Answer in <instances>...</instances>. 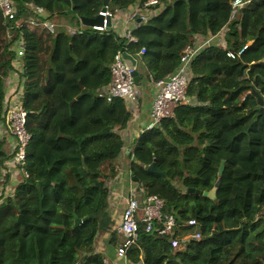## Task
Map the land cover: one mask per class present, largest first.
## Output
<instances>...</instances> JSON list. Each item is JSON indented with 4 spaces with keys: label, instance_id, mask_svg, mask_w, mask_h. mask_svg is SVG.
<instances>
[{
    "label": "trees",
    "instance_id": "16d2710c",
    "mask_svg": "<svg viewBox=\"0 0 264 264\" xmlns=\"http://www.w3.org/2000/svg\"><path fill=\"white\" fill-rule=\"evenodd\" d=\"M13 1L15 19L0 9V264H111L96 252V242L105 233L117 248L127 240L115 229L106 183L120 172L125 140L118 130L127 127L130 113L122 99L108 102L98 89L111 81L118 51L134 55L149 80H161L179 68L199 36L224 25L223 42L204 48L192 63L186 91L192 102L176 106L173 117L133 147L132 173L147 194L164 199V215L176 213L177 227L165 236L141 224L128 260L264 264V114L258 99L264 98V0L248 1L234 17L233 0H160L165 8L138 26L137 41L129 44L114 26L101 31L82 24L81 18L99 16L104 0ZM139 1L147 0H111L110 9ZM32 3L45 8L55 31L16 26L37 16L27 12ZM22 40L26 54L17 67ZM14 101L24 103L32 135L16 175L8 165L16 136L4 124ZM154 161L166 176L148 170ZM220 177L216 199L188 191H209ZM20 215L24 222L17 224ZM193 218L197 226L188 225ZM198 231L202 236L186 247L172 246L171 237L183 240Z\"/></svg>",
    "mask_w": 264,
    "mask_h": 264
},
{
    "label": "built area",
    "instance_id": "2783aa9c",
    "mask_svg": "<svg viewBox=\"0 0 264 264\" xmlns=\"http://www.w3.org/2000/svg\"><path fill=\"white\" fill-rule=\"evenodd\" d=\"M245 3V0H233L231 17H234L236 9L242 7ZM165 6L166 5L160 0H147L143 3L139 1L127 8L118 9L116 12L111 11L109 6H107L105 10L102 9L100 11V14L104 17V26H95L94 28L105 30L107 29L108 18L113 23L118 17L123 16L127 19V22L131 21L133 23V27L128 26L122 32L127 38V44L136 42L137 38L133 34V31L140 25L138 19L140 18L141 21L146 22L151 17L158 15ZM0 9L7 20L15 19L16 15L19 13L13 0H0ZM27 12L42 16L45 10L37 3H32V6L30 5ZM22 19H24V21H22L21 24V19L17 21L20 25L16 24V26L19 28L28 25L31 27H44L49 31H55L57 27V25L51 21H39L33 16ZM227 28L228 26L224 25L218 33L209 34L208 36H199L195 44L188 46L184 50L179 68L175 72L161 80H154L151 78V84L156 95L152 105L151 121L143 127L142 133L159 127L163 119L173 117L175 115V108L179 104L191 103V99L187 96L186 91L192 76V63L204 48L218 41L222 43ZM70 31L73 32V30ZM253 42V40L248 42L239 53L241 54L244 49L251 46ZM18 47L22 48V50L20 49L17 51V57L20 59L26 54L24 40L17 45V48ZM144 53H146V48H142L139 55L141 56ZM123 54L124 51L122 50L116 53L111 65V81L98 89V95L105 98L108 102H112L116 99L128 101L132 103L135 108V105L139 103L140 91L136 89L133 69L127 65ZM228 55L235 57L233 51H229ZM5 110L7 111L6 123L8 128L10 132L16 136L15 154L11 161L16 165L19 163L24 164L27 157V147L32 138V135L27 130L28 112L24 103L20 101L12 102L11 107ZM142 186L144 185L131 179V182L126 186L128 191L126 194L119 192V189L111 190L116 193L115 197H118V201L115 202L113 198L112 203L118 204L122 200L124 202L123 208L119 210L115 208V210L112 211L113 214H115L116 211H120L121 215L119 217L112 215V217L113 219H117L115 229L127 239L122 246L117 248L118 255L126 259H128L129 248L138 243L141 224H145L147 232L158 229L159 233L165 236H173L177 227L176 213L164 215L162 212L165 206L164 199L156 194H147L145 188ZM157 224L160 226L157 227ZM198 224V220L194 218L188 221V225L190 226H197ZM201 236V231H198L195 234L186 236L183 240L171 237V244L174 248H178L184 244L188 245L192 239H198Z\"/></svg>",
    "mask_w": 264,
    "mask_h": 264
},
{
    "label": "crops",
    "instance_id": "0c3cea01",
    "mask_svg": "<svg viewBox=\"0 0 264 264\" xmlns=\"http://www.w3.org/2000/svg\"><path fill=\"white\" fill-rule=\"evenodd\" d=\"M128 26L133 27V23L131 21L127 22V19L123 16L117 18L116 27L120 32H123ZM155 95L156 92L151 86L149 89L140 90L139 103L135 105V108L132 103L124 101L126 109L130 113L127 127L121 130L122 137L125 140V147L120 157V172L115 178L107 181L106 185L108 188L116 190L119 189L118 191L123 192L124 194L128 192L126 186L132 179L131 162L133 159V147L140 137L142 127L151 121L152 105ZM123 204V200L118 204L112 203V199L109 200V211L112 213L111 215L119 217L121 215L120 211H116L115 214H113L112 211L115 210V208H118V210L123 208ZM96 252L105 254L107 263L131 264L128 259L118 255L117 247L110 244V236L107 233L98 236L96 242Z\"/></svg>",
    "mask_w": 264,
    "mask_h": 264
},
{
    "label": "water",
    "instance_id": "95a60500",
    "mask_svg": "<svg viewBox=\"0 0 264 264\" xmlns=\"http://www.w3.org/2000/svg\"><path fill=\"white\" fill-rule=\"evenodd\" d=\"M110 2H111V0H104V6H103L104 10L107 8V6L110 4ZM81 21H82V23L84 25H87V26H90V27L103 26L104 25V17L102 15H99L95 19L81 18ZM139 21H141V19H139ZM107 26H109V27L111 26L110 19H108ZM124 59H125V62L127 63V65L131 69H133V72H134V75H135L136 84L139 85L142 76H141V74L138 71V59L134 55L129 53V52H125L124 53ZM258 99H259V101L261 103V113L264 114V98L261 95H259ZM224 169H225V160L222 161V163H221V165L219 167V175L220 176L223 175ZM148 170L150 172L157 173V174H160L162 176H166V174L163 171L160 170V168L158 167V165H157V163L155 161L151 165H149ZM220 185H221V177L217 180L215 186L209 191H202V190L196 189V188H189L188 191L189 192H195L197 194H201V195H203L205 197H208V198L216 199L217 190L220 187ZM75 218H76V225L81 224L82 219L78 218L76 214H75ZM20 222H24V218H23L22 215L19 216L17 224L20 223Z\"/></svg>",
    "mask_w": 264,
    "mask_h": 264
},
{
    "label": "rangeland",
    "instance_id": "374dc122",
    "mask_svg": "<svg viewBox=\"0 0 264 264\" xmlns=\"http://www.w3.org/2000/svg\"><path fill=\"white\" fill-rule=\"evenodd\" d=\"M31 6H32V4H31ZM22 21H24V19H21L20 20V24L22 23ZM20 24H19V22L17 23V25H20ZM71 28L73 30H76L75 27H71ZM20 49L22 50V48H19V47L17 48L16 47V52L19 51ZM18 60H19V58H16V60H15V66H17V67H19ZM138 71H140L142 73L143 79H141V82H140L139 85H136V89L137 90L140 89L141 91L144 90V89H149L151 87V84H150V80H149L148 73L143 69L142 65H138ZM8 165H9V169L12 172V174L13 175L14 174L16 175V173H17L16 164L13 161H10L8 163ZM13 180L16 181L17 180V177L16 176H13ZM142 187H145V185L142 186ZM115 196H116V193H114L113 191H111V188H109V200H111V199L114 198V201L117 202L118 201V197H115ZM186 246H187V244H184L181 247L184 248Z\"/></svg>",
    "mask_w": 264,
    "mask_h": 264
},
{
    "label": "clouds",
    "instance_id": "9594fccd",
    "mask_svg": "<svg viewBox=\"0 0 264 264\" xmlns=\"http://www.w3.org/2000/svg\"><path fill=\"white\" fill-rule=\"evenodd\" d=\"M248 1H250V0H245V2L247 3ZM15 3V2H14ZM245 3V4H246ZM244 4V5H245ZM16 5V4H15ZM31 5V4H30ZM39 5V4H38ZM17 6V5H16ZM109 6V9H110V4L108 5ZM131 6V5H130ZM30 7V6H29ZM127 7H129V6H127ZM127 7H124V8H127ZM18 8V7H17ZM44 8V7H43ZM121 9H123V8H121ZM19 10V9H18ZM44 10H45V8H44ZM104 10V9H103ZM111 10V9H110ZM118 10V9H117ZM117 10H113V12H116ZM112 11V10H111ZM45 14H46V11H45V13H44V15H42V16H36L35 18H39L38 20L39 21H43V20H45V21H49V20H47V19H44V17H45ZM35 15V14H34ZM99 15H101L100 13H99ZM103 16V15H102ZM41 18H43V19H41ZM109 19V18H108ZM140 19V18H139ZM139 19H138V22L140 23V25L141 24H143L144 22L143 21H139ZM111 21V20H110ZM116 21H117V19L112 23V21H111V26H114V27H116ZM82 22V21H81ZM108 22V21H107ZM54 23V22H53ZM83 24V23H82ZM57 25V24H56ZM139 25V26H140ZM104 26V25H103ZM103 26H101V27H103ZM110 26V27H111ZM72 26H69V30H73L72 28H71ZM95 26H93V28H94ZM33 28H41V29H46V28H44V27H33ZM109 28V26H107V29ZM117 28V27H116ZM222 28V27H221ZM94 29H96V28H94ZM107 29H105V30H107ZM99 30V29H98ZM135 30V29H134ZM102 31V30H101ZM219 31V30H218ZM218 31L216 32V33H218ZM73 32H76V30H73ZM122 33V32H121ZM211 34H213V33H211ZM122 35H123V33H122ZM124 36V35H123ZM136 37V36H135ZM137 38V37H136ZM127 39V38H126ZM252 41V40H251ZM254 41V40H253ZM250 42V41H249ZM253 44V43H252ZM252 46V45H251ZM125 52H128V51H124V53ZM145 54V53H144ZM143 54V55H144ZM124 55V54H123ZM138 55H139V53H138ZM143 55H141V56H143ZM125 60V59H124ZM151 78L152 77H150V84H151ZM142 79V78H141ZM140 82H141V80H140ZM140 84V83H139ZM136 85H138V84H136ZM151 86H152V84H151ZM124 101V100H123ZM192 102V101H191ZM185 104H187V103H185ZM28 116V115H27ZM4 124H6L7 125V123L5 122ZM7 127H8V125H7ZM142 129H143V127H142ZM122 130V129H121ZM121 130L119 129L118 131H119V133L121 134ZM148 131H150V130H148ZM148 131H145V132H143L142 133V130L140 131V135H143V134H145L146 132H148ZM122 135V134H121ZM136 142V141H135ZM132 156H133V151H132ZM149 167V166H148ZM120 171V170H119ZM131 178L132 179H134L137 183H140V184H142V185H145L144 184V182H142V181H140V180H138L135 176H134V174L132 173V171H131ZM145 188V187H144ZM111 190H113V189H111Z\"/></svg>",
    "mask_w": 264,
    "mask_h": 264
}]
</instances>
